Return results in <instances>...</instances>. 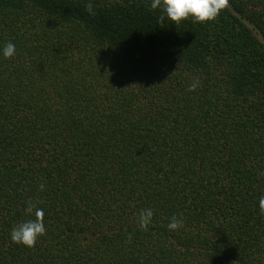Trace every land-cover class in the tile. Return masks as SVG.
Listing matches in <instances>:
<instances>
[{"label": "trees", "instance_id": "obj_1", "mask_svg": "<svg viewBox=\"0 0 264 264\" xmlns=\"http://www.w3.org/2000/svg\"><path fill=\"white\" fill-rule=\"evenodd\" d=\"M150 5L0 0V264H264V0Z\"/></svg>", "mask_w": 264, "mask_h": 264}, {"label": "clouds", "instance_id": "obj_2", "mask_svg": "<svg viewBox=\"0 0 264 264\" xmlns=\"http://www.w3.org/2000/svg\"><path fill=\"white\" fill-rule=\"evenodd\" d=\"M228 0H151V8L153 10L160 9V22L166 18L172 22L179 23L182 20L192 18L196 22H207L214 20L222 9L227 6ZM91 11V5L88 6ZM16 54L14 43L8 42L0 48V56L11 58ZM198 83V82H197ZM197 83L190 85L189 90H194ZM41 190L44 189V184L40 185ZM259 208L261 213H264V196L259 198ZM26 213L30 217L27 220H22L10 231V239L12 242L33 247L38 238L45 234L46 225L44 222V210L33 203L31 200L26 203ZM152 213L150 210H145L140 215L141 227H147L150 222ZM181 222L173 217L167 227L170 230H176L180 227Z\"/></svg>", "mask_w": 264, "mask_h": 264}]
</instances>
